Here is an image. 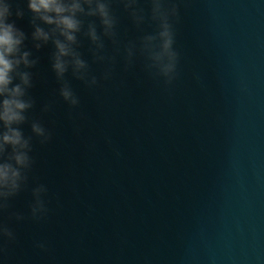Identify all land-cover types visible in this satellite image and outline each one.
I'll use <instances>...</instances> for the list:
<instances>
[{
    "label": "water",
    "instance_id": "95a60500",
    "mask_svg": "<svg viewBox=\"0 0 264 264\" xmlns=\"http://www.w3.org/2000/svg\"><path fill=\"white\" fill-rule=\"evenodd\" d=\"M179 10L170 90L118 66L94 90L72 80L81 104L69 115L51 45L33 50L28 115L52 137L33 139L28 187L10 201L26 219L0 217L16 237L0 264H264V0H180ZM28 17L16 20L26 34ZM36 183L48 188L40 222L27 218Z\"/></svg>",
    "mask_w": 264,
    "mask_h": 264
},
{
    "label": "clouds",
    "instance_id": "9594fccd",
    "mask_svg": "<svg viewBox=\"0 0 264 264\" xmlns=\"http://www.w3.org/2000/svg\"><path fill=\"white\" fill-rule=\"evenodd\" d=\"M0 0V217L23 221L26 217L10 211V201L28 187L35 159L33 139L47 144L52 137L48 127L28 113L36 105L30 90L34 87L33 68L39 57L33 50L51 45L50 70L58 87L56 94L71 110L81 104L72 85L79 81L89 90L109 81L119 66L123 72L137 67L147 79L170 90L181 76V52L176 46L180 22V0ZM114 5L119 6V11ZM28 13L32 31L26 34L16 20ZM121 14L128 26H122ZM15 17V19H13ZM133 30L135 35L130 36ZM31 40V49L25 45ZM87 42L86 59L81 48ZM101 66L97 74L92 65ZM71 77V79H69ZM53 110V102L44 103L40 112ZM27 125L30 135H25ZM28 217L40 222L50 212L48 188L36 183L30 189ZM16 239L15 233L0 219V253L3 243ZM35 247L46 250L44 242Z\"/></svg>",
    "mask_w": 264,
    "mask_h": 264
}]
</instances>
